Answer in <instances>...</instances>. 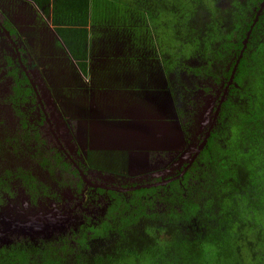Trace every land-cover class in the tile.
<instances>
[{"label": "flooded vegetation", "instance_id": "1", "mask_svg": "<svg viewBox=\"0 0 264 264\" xmlns=\"http://www.w3.org/2000/svg\"><path fill=\"white\" fill-rule=\"evenodd\" d=\"M54 2H15L24 13L41 16L47 30L40 29L45 35L38 42L33 40L40 30L26 31L25 23L16 25L5 16L0 20V264H46L54 253L49 251L75 260L97 252L102 245L95 250L91 245L102 240L105 225L119 221L135 204L146 201L148 208L163 211L165 202L145 199L165 196L173 182L181 186L194 177L192 169L207 143L193 159L195 151L217 125L227 86L207 82V89L197 91L196 111L183 120L190 124L180 117L172 122L176 136H167L166 128L164 134L157 132L163 126L159 120L136 116L145 102L138 93L115 107L117 101L98 100L105 89H97L93 74L80 69L79 74L74 63H60L57 57L52 70L53 60L41 51L47 45L68 51L53 23ZM74 86L81 94L64 92ZM100 102L102 109L119 108L122 114L132 109V120L120 114L116 123L104 121L102 112L109 110L99 113ZM107 151L124 153L125 163L97 168L92 157Z\"/></svg>", "mask_w": 264, "mask_h": 264}, {"label": "trees", "instance_id": "2", "mask_svg": "<svg viewBox=\"0 0 264 264\" xmlns=\"http://www.w3.org/2000/svg\"><path fill=\"white\" fill-rule=\"evenodd\" d=\"M262 2L144 0L154 23L160 24L166 11L167 45L175 56L168 66L161 52V61L173 91L192 95V87L207 89V82L228 85L239 60L233 82L192 169L193 184L187 185L190 173L183 185L173 182L160 197L163 212L148 208V202L135 204L119 221L106 224L97 252L69 260L49 251L54 253L46 264H264V9L254 21ZM95 3L55 0L52 6L53 23L83 71L91 55L86 44L92 23H111L106 16L94 22Z\"/></svg>", "mask_w": 264, "mask_h": 264}, {"label": "rangeland", "instance_id": "3", "mask_svg": "<svg viewBox=\"0 0 264 264\" xmlns=\"http://www.w3.org/2000/svg\"><path fill=\"white\" fill-rule=\"evenodd\" d=\"M98 1L99 4H97ZM176 1L178 2V0ZM15 2L16 0H0V20L5 16L10 18L16 25L22 21L25 23L22 26L29 32L35 30L39 31L41 28V30L46 29L44 28V23L40 21L41 16L39 14L33 12L26 14L20 6H16ZM95 2V4L98 5V9H95V14H92V16L97 15L92 18L95 19L94 22L96 23L102 20L105 16L108 17L111 22L109 23L110 26L102 24L103 26L99 27H93L94 24L92 23V28L90 30L91 41L86 44V47L94 58L92 63L94 67H97L98 72V75L93 77V80L98 85L97 89H105L98 96V100L110 102L117 101L115 107H119L118 104L120 103L121 105V100L125 99L127 95H136V93H138V96L142 97V100L145 102L141 104L142 107L140 110L142 113L136 116L141 117L145 115L151 120H159L163 126L155 131H160V133L164 134V128H166L169 133L167 136H176L175 130H172V127L178 121L177 118L180 120L181 117L182 122L190 124V119L189 122L183 120H185L186 117L188 118L189 114L191 115V113L193 114L194 111H196L194 110L196 107L194 106V100L199 99V96L197 90L194 91L193 87L192 91H194L195 98H193V94H185V90L181 92L177 90L176 93V91H173L172 88L168 86L171 75L169 76L166 74L161 58L163 56V60H166V64L172 66V59L175 55L171 54L168 48L169 45H167V33L169 32L166 33V31L169 26L166 25V11H162V19L159 24L151 20V5L149 3L143 5L142 3L144 0H95ZM24 4L25 3L22 2L20 5L23 6ZM1 12H3L4 15ZM41 30L38 37H36L33 42L43 40L45 34L41 33ZM127 32L131 35L128 36V34H126ZM49 34L51 35L50 31L48 34L46 33V35L51 38ZM57 41L60 43L58 39ZM173 47L176 48L175 46ZM177 50L179 52L177 56L182 57L184 55L182 52L183 50H181V52L178 48ZM184 50L185 55H189L190 50ZM41 52V56L46 60L50 59V62L57 57L60 63H74L75 72H79L80 74L79 68L76 65L78 63L69 56L64 46L56 45L54 47H48L47 45ZM41 52L39 51L40 54ZM121 59H123V62L120 63ZM87 60V64H89L90 59L87 58ZM59 62L53 60L52 63H50L51 66L53 65L52 70ZM68 72V74H71L70 71ZM54 73H58V70L55 69ZM191 78L194 80L193 77ZM82 80H85V78L82 77ZM77 88L76 86L69 87V90H64V92L67 95L70 93L78 95V92L81 94V91H74V89ZM80 89L84 90L85 88L81 87ZM104 96H106L107 99H105ZM98 104H100V108H98L99 113H101L103 109L109 110L107 112H102L105 118L104 121L107 120L116 123L114 120H119L117 118H119L120 114V117L125 115L127 119L132 120L130 118L133 112L132 109H122L124 111V114H122L119 108H110L111 110L106 108L102 109L101 107L105 105H102L101 102ZM87 107L88 106H86V108ZM203 116H205L204 113L201 114V117ZM122 120L125 119L122 118ZM123 123L128 124L131 122H122L121 124ZM167 124H170V126ZM120 130H122V128ZM125 157V154L122 152L107 151L100 154V156L94 155L92 158L96 161L98 166H95L97 168L106 169L112 165L110 164L112 161H115L118 166L123 165L126 161ZM193 183L194 177L192 176L191 179L187 180V185ZM164 194L166 195L167 193ZM145 200L159 202L161 198ZM142 203L146 204L147 202L144 201ZM129 209H133V207ZM155 209L158 210L157 208ZM102 242L103 240H95L92 242L91 250H95L98 246H101ZM140 264L149 263L142 262Z\"/></svg>", "mask_w": 264, "mask_h": 264}, {"label": "water", "instance_id": "4", "mask_svg": "<svg viewBox=\"0 0 264 264\" xmlns=\"http://www.w3.org/2000/svg\"><path fill=\"white\" fill-rule=\"evenodd\" d=\"M263 9H264V2H262V4H261V7H260V9H259V11H258V14H257V17H256L255 21L258 19V16H259V14H261V12L263 11ZM249 33H250V31L248 32V34H249ZM247 39H248V36H247V38H246L245 41H244V48L246 47ZM238 62H239V60H237V63L235 64L234 69L232 70L231 78L229 79L228 85L226 86V88H225V90H224V95L222 96V98H221V100H220V103H222V102L225 100L226 95L228 94V87H229V85L233 82V78H234V74H235V72H236V68H237ZM217 115H218V112L216 113L215 118L217 117ZM215 124H216V119L212 122V124H211L210 127L212 128V126H214ZM209 135H210V132L207 133V135H206V137L204 138L203 142L200 144V146H199V148L197 149V151H195L196 153H195L193 159L199 154V151L202 150V149L204 148L205 144H206L207 141H208V137H209Z\"/></svg>", "mask_w": 264, "mask_h": 264}, {"label": "crops", "instance_id": "5", "mask_svg": "<svg viewBox=\"0 0 264 264\" xmlns=\"http://www.w3.org/2000/svg\"><path fill=\"white\" fill-rule=\"evenodd\" d=\"M91 29V28H90ZM90 41H91V32H90ZM89 41V42H90ZM88 42V43H89ZM90 59V63L88 64V68L87 70H82L81 67L78 65L80 71L82 70V72H84L85 74H88L89 76H92V74L94 75L93 77H96L98 75V72H97V67H94V64L92 63L94 61V58L92 55H89L88 57ZM74 60V59H73ZM82 60V59H81ZM76 61V60H75ZM100 64V63H99ZM101 65V64H100Z\"/></svg>", "mask_w": 264, "mask_h": 264}, {"label": "clouds", "instance_id": "6", "mask_svg": "<svg viewBox=\"0 0 264 264\" xmlns=\"http://www.w3.org/2000/svg\"><path fill=\"white\" fill-rule=\"evenodd\" d=\"M259 11V10H258ZM262 13V12H261ZM257 14H258V12H257ZM259 15H261V14H259ZM256 17H257V15H256ZM259 17V16H258ZM258 20V19H257ZM253 25V24H252ZM249 31H251V30H249Z\"/></svg>", "mask_w": 264, "mask_h": 264}, {"label": "bare ground", "instance_id": "7", "mask_svg": "<svg viewBox=\"0 0 264 264\" xmlns=\"http://www.w3.org/2000/svg\"><path fill=\"white\" fill-rule=\"evenodd\" d=\"M252 27V26H251Z\"/></svg>", "mask_w": 264, "mask_h": 264}]
</instances>
